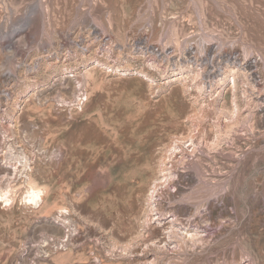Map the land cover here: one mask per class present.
Here are the masks:
<instances>
[{
  "label": "rangeland",
  "instance_id": "374dc122",
  "mask_svg": "<svg viewBox=\"0 0 264 264\" xmlns=\"http://www.w3.org/2000/svg\"><path fill=\"white\" fill-rule=\"evenodd\" d=\"M0 264H264V0H0Z\"/></svg>",
  "mask_w": 264,
  "mask_h": 264
},
{
  "label": "bare ground",
  "instance_id": "6f19581e",
  "mask_svg": "<svg viewBox=\"0 0 264 264\" xmlns=\"http://www.w3.org/2000/svg\"><path fill=\"white\" fill-rule=\"evenodd\" d=\"M200 14V13H199ZM190 43V42H189ZM209 43L207 42V39H204V41L200 44V47H198V49H197V52L198 53H201V54H203V53H205V54H207V51L209 50H211V48H209ZM188 47V46H187ZM192 48V47H191ZM190 47L189 48H187L188 50H190L191 49ZM187 49H185V50H187ZM200 49H201V51H200ZM83 50V49H82ZM89 50V49H88ZM184 50V51H185ZM217 51V50H216ZM162 52H163V55L164 56H167V54L166 53H168V55H172V54H175V50H173V49H169V50H167V49H163L162 50ZM204 54V55H205ZM211 56H212V59H214V60H216V58H217V55H216V53H213V54H211ZM40 57V56H39ZM167 58H169V59H171L170 57H168L167 56ZM198 58V57H197ZM231 58H233V59H235V56L234 57H231ZM169 59H168V61H169ZM179 59V58H178ZM208 60V59H207ZM253 60V59H252ZM200 61V59H197V60H195V64H197L196 62H199ZM236 61V60H235ZM255 60L254 61H252V62H250V66L252 65V68H253V65H255ZM155 64V63H154ZM178 64V62H175V64H174V66H176ZM182 64L184 65V66H186V67H188V69L189 70H194V62H192V59L190 60V59H185V61H182ZM34 65V64H33ZM37 65V64H36ZM170 65V64H169ZM182 65V66H183ZM208 65V64H207ZM178 66V65H177ZM38 67H40V66H38ZM30 70V69H29ZM31 71V70H30ZM29 71V72H30ZM47 71V70H46ZM33 72V71H32ZM35 72V71H34ZM193 72H195V71H193ZM213 72H215V71H213ZM192 73V72H191ZM215 73H217V75L218 76H222V77H224V76H226L227 75V73H230V70H226V72L224 71V72H221L220 70H217ZM203 75V70H197V73L194 75V77L192 78L193 80L192 81H196L200 76H202ZM231 76V75H230ZM183 77V76H182ZM181 77V78H182ZM179 78V77H178ZM180 79V78H179ZM226 79V78H225ZM221 80H223V79H221ZM175 81V80H174ZM203 83V82H202ZM220 83V82H219ZM197 86V85H196ZM196 144V143H195ZM191 145V144H190ZM184 148V147H183ZM191 148H192V146H191ZM196 148V147H195ZM194 148V149H195ZM180 149V148H179ZM189 148H187L186 150H180V151H177V149H173L174 151L172 152V154H171V157H170V159L172 160V162H173V164H178L179 162H183L184 161V157L185 156H187V153H188V150ZM193 149V148H192ZM192 149H191V151H192ZM172 151V150H171ZM191 151H189V152H191ZM194 151V150H193ZM195 151H196V149H195ZM171 153V152H170ZM186 162H188V160H186ZM168 164V163H167ZM168 168V167H167ZM205 167H204V164L202 163V162H200V161H195V163H194V165H193V170H191V171H189V172H191L192 173V175L191 176H187V177H184L183 179L185 180V181H187L188 180V182H189V180H194L195 182L193 183V185L195 186V184H196V188H192L191 190H190V192L188 191L187 193H185L184 195H182V205H185L186 207H188V208H190L191 209V213L189 214V216H191L192 214H193V208H199L198 206H197V204H198V201L200 200V199H202V198H204L205 196H206V194L204 193V189L205 188H208V184L210 183V185H211V188L213 189V193L214 194H216V195H219V194H222L223 195V191L225 190V187H221L220 186V184H217V183H214L213 182V180H211V179H209L208 178V176L205 174L206 173V171H205V169H204ZM167 171H168V174H167V176H168V178H171V176L173 175V169H172V167L171 168H168L167 169ZM167 178V179H168ZM216 181V180H215ZM166 183V182H165ZM191 183V182H190ZM189 183V184H190ZM192 185V186H193ZM157 190V189H156ZM33 192V194L35 195L36 194V196H37V194L39 193L38 191H32ZM33 195V199H34V201L36 202V197ZM160 194H159V192H158V194L157 195H152V197H151V201H150V203H151V205L153 206V205H155V202H156V200H155V198L156 197H158ZM38 200V199H37ZM37 204H39V201L37 202ZM36 204V205H37ZM40 205V204H39ZM157 206V205H156ZM39 207V206H38ZM156 208V207H155ZM154 211V210H153ZM155 214H159V213H155ZM164 215L163 214H161L160 213V217H163ZM160 217H158V218H156V219H154L155 221H157L158 223V225L159 226H161V228H163V227H165L164 226V224H169V226L166 228L165 227V229H164V231H165V234H167V237L171 240V242H172V239L173 238H175L176 240H178V239H180L181 238V236L180 235H178L176 232L178 231H175V226H176V223H175V221H172L171 219H169V218H166V217H163V218H160ZM179 221V220H178ZM177 221V222H178ZM175 224H174V223ZM180 226H181V223H180ZM193 228V227H192ZM183 229V228H182ZM184 230V229H183ZM199 230V229H198ZM198 230H186V231H184V234H185V237H190L191 239H193V240H196V241H201V239H203V236L201 235V233L198 231ZM181 231V230H180ZM203 232H205V231H203ZM181 233V232H180ZM183 235V234H182ZM168 239V240H169ZM169 240V241H170ZM167 242V241H166ZM165 247H167L168 249H170V244H165Z\"/></svg>",
  "mask_w": 264,
  "mask_h": 264
}]
</instances>
